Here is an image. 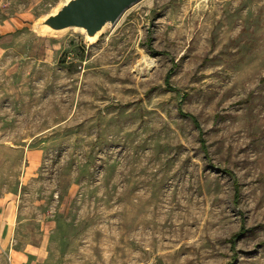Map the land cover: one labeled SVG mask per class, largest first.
I'll return each instance as SVG.
<instances>
[{
    "label": "rangeland",
    "instance_id": "1",
    "mask_svg": "<svg viewBox=\"0 0 264 264\" xmlns=\"http://www.w3.org/2000/svg\"><path fill=\"white\" fill-rule=\"evenodd\" d=\"M63 1L0 0V264H264V0Z\"/></svg>",
    "mask_w": 264,
    "mask_h": 264
},
{
    "label": "water",
    "instance_id": "2",
    "mask_svg": "<svg viewBox=\"0 0 264 264\" xmlns=\"http://www.w3.org/2000/svg\"><path fill=\"white\" fill-rule=\"evenodd\" d=\"M141 0H65L44 16L36 27L51 33L69 29L82 32L93 42L108 26H114L123 13Z\"/></svg>",
    "mask_w": 264,
    "mask_h": 264
},
{
    "label": "trees",
    "instance_id": "3",
    "mask_svg": "<svg viewBox=\"0 0 264 264\" xmlns=\"http://www.w3.org/2000/svg\"><path fill=\"white\" fill-rule=\"evenodd\" d=\"M168 77H169V75H168ZM168 77H167V79H168ZM184 116H188V115H185V114H184ZM190 118L192 119L194 125L199 129V132H200L201 135H202V131H201V128H200V125H199V122L197 121V119H196L195 117H193V116H190ZM201 147H202L203 151H204L205 153H207V151H206V146H204V140H203V139H201ZM233 182H234L233 185H234V188H235V194H236V193H238L239 186H238V183H237L236 180H234ZM243 233H244V231L242 232V234H243Z\"/></svg>",
    "mask_w": 264,
    "mask_h": 264
},
{
    "label": "crops",
    "instance_id": "4",
    "mask_svg": "<svg viewBox=\"0 0 264 264\" xmlns=\"http://www.w3.org/2000/svg\"><path fill=\"white\" fill-rule=\"evenodd\" d=\"M1 230H2V228H1Z\"/></svg>",
    "mask_w": 264,
    "mask_h": 264
}]
</instances>
